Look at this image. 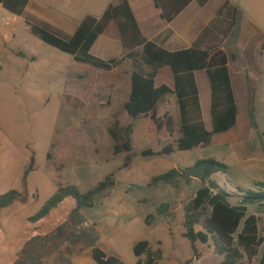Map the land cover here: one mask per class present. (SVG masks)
<instances>
[{"label":"rangeland","instance_id":"rangeland-1","mask_svg":"<svg viewBox=\"0 0 264 264\" xmlns=\"http://www.w3.org/2000/svg\"><path fill=\"white\" fill-rule=\"evenodd\" d=\"M32 1L26 16L38 22L43 21L35 15L42 11L69 17L76 23L88 15H99L94 1ZM229 1L239 12L237 25L248 22L259 37L264 36V0ZM14 18L0 8V196L22 190V178L33 156L35 167L28 180L30 201L17 203L1 214L0 264H96L92 258L95 247L120 257L126 264H137L133 250L143 240L155 249H163L161 264H185L191 259L192 264H219L221 258L212 245L198 243L200 257L196 258L191 243L183 237L184 205L202 187L201 182L180 189L165 185L149 188L148 184L172 169L187 168L211 157L234 164L228 173L214 176L223 189L229 193L240 186L246 191L255 190L241 172L243 160L235 161L233 150L225 147L142 157L145 150L175 144L180 136V114L175 108L178 120L174 134H169L161 145L157 133L151 134L152 121H144L143 136L135 132L133 137V165L125 169L126 155L115 154L109 129L116 121L124 126L131 121L123 104L109 95V87L116 83L127 85V67L104 72L77 63L72 56L26 31L24 17L22 32H14L17 25L9 20ZM262 47L256 54L258 62L263 56ZM97 57L107 60L111 56ZM260 73L256 78L253 119L246 114L245 105L239 106L241 117L251 121V129L261 132L246 154L249 158H264V74ZM251 76V80L255 78ZM109 175L115 176L117 185L110 196L98 197L94 208L71 219L76 201L70 198L48 218L39 223L30 221L60 187L76 186L86 193ZM163 203L172 204L173 218L158 216L157 208ZM250 213L261 218L264 237V208L252 206ZM150 215L156 218L149 226L146 219Z\"/></svg>","mask_w":264,"mask_h":264},{"label":"trees","instance_id":"trees-1","mask_svg":"<svg viewBox=\"0 0 264 264\" xmlns=\"http://www.w3.org/2000/svg\"><path fill=\"white\" fill-rule=\"evenodd\" d=\"M100 18L86 16L72 36L54 27L38 22L26 16L31 0H0V6L9 15L25 18L31 34L42 43L60 52L74 57L80 64L89 65L97 70L113 72L127 60L133 62L131 93L124 104V111L130 119V124L122 125L116 121L109 129V134L115 142V154H125L124 168L129 169L134 162V134L137 123L150 119L157 130L159 145L167 140L169 134H174L176 124L172 116L160 117L158 108L169 96L175 95L180 108V136L173 145H161L160 150L148 149L141 153L144 158L169 156L175 152H189L197 148H208L217 135L230 132L237 126L239 110L234 95L227 54L218 48L202 50L197 43L190 49L169 52L156 43L148 41L139 28L137 19L128 0H115ZM156 6L162 9V19L172 22L194 0H169L172 11L166 10V0H154ZM211 0H197L205 7ZM239 12L233 4L226 0L217 12L214 24L222 18L226 20L228 34L231 35L238 24ZM116 24L122 47L128 55L121 59L103 60L92 54V49L98 39L105 35L110 25ZM214 26V25H213ZM264 49V46H263ZM232 59H235L234 56ZM169 67L174 76V88L167 85L157 87L156 79L159 71ZM255 78L251 80L254 112V95L257 91V77L260 66L257 58L251 60ZM205 71L212 87L211 118L213 131H208L202 116L198 86L195 73ZM49 157H51L49 155ZM35 158H31L22 178V190H11L0 196V217L4 210L13 205L27 204L31 199L29 177L34 172ZM230 167L214 158L202 159L192 166L183 169H172L167 173L152 178L149 188L161 185L180 189L200 181L202 187L192 200L184 205V234L191 245L195 257L196 245H212L215 253L221 258L219 264H264V237L261 236V218L250 213V207L264 208V182H255V190L246 191L236 187V192H227L214 176L228 173ZM117 182L114 175H109L90 191L83 193L76 186L60 187L57 193L30 221L39 223L48 218L67 199L76 201V208L71 212V219L81 211L95 207L100 196H110ZM36 198L37 196H33ZM159 217L171 219L174 217L172 204L163 203L158 206ZM154 215L146 219L147 225H152ZM134 256L137 264H161L165 253L162 248H153L147 241H139L134 246ZM92 258L96 264H126L118 256L108 255L102 249H92ZM194 259L185 264H192Z\"/></svg>","mask_w":264,"mask_h":264},{"label":"crops","instance_id":"crops-1","mask_svg":"<svg viewBox=\"0 0 264 264\" xmlns=\"http://www.w3.org/2000/svg\"><path fill=\"white\" fill-rule=\"evenodd\" d=\"M89 1H94L93 4H95L96 9L99 7V15H95L96 18H100L111 4H117V1L115 0ZM128 1L137 19L141 33L148 41L156 43L158 46L169 52L190 49L195 43H197L202 50H214L218 48L227 54L230 59V75L239 110L238 122L237 126L230 132L217 135L211 146L205 149L212 147H225L233 150V159L235 161H240L241 159L243 160V164L241 165L240 169L242 174L247 178V184H253L254 186L255 182H264V158H249V156L246 155L250 152L249 149L254 146V138L258 137V135L260 136L261 132L251 129V121L249 118H242L239 109L240 103L245 105L247 108L245 111L246 114L250 113V119H253L255 110L253 112L251 108L253 98L251 86V75H253V68L251 67V60L256 58L257 52L262 46H264L262 45L264 42V36L259 37V35L255 33L254 28L248 22L244 21L241 22L239 26L237 25V28L234 29L231 35L228 34L226 20L224 18H222L217 24H214L217 12L223 6L226 0H222L219 3H215V0H211L205 7H201L197 0H194L170 23L162 19L163 11L156 6L154 0ZM32 3L33 1L31 0L26 14L30 12ZM0 8L2 7L0 6ZM43 8L45 9L46 7L43 6ZM172 8L171 2L166 0V10L171 12ZM35 16L39 17L43 23L54 27L68 36L74 35L80 25V23L74 22V19L71 20L69 17H63L56 13L53 15L49 13H43L42 11ZM9 20H11V23L17 25L14 27V32L16 30H22V25L20 24L22 21H24V18L17 19L16 17L14 20ZM26 31L30 32V27L28 25ZM128 53L129 52L126 51L121 45L120 33L116 24L114 23L110 25L105 35L98 39L92 49V54L96 57L111 56L107 60L116 58L121 59L126 57ZM116 54L118 57H112ZM233 56L236 59L235 61L232 59ZM258 63L260 66V71L264 74V49L263 56L260 58ZM132 64L133 62L131 60H127L123 67L115 70L118 72L127 67V71L129 72L124 73L126 75L128 74L127 85L116 83L114 86L109 87L111 90L109 95H112L113 98L116 97V100L120 101L123 106L131 93V79L133 72ZM195 78L199 91L202 116L205 121L206 128L208 131H213V123L211 118V82L205 71L196 72ZM164 84L174 88V76L172 70L169 67L161 69L156 79L157 87H160ZM175 108L178 109V114H180V108L177 103L176 96L171 95L162 104H160L158 108V114L160 117H164L168 114L169 116H172L175 121H177L178 117L176 119L174 116ZM147 120L149 121L150 119L142 120L143 123L140 125L141 128L137 126V135L143 136L144 131L142 127L145 124L144 121ZM156 133V126L153 123V130L151 134L155 135ZM199 149L204 148H197L189 152H194ZM207 158L209 159L211 157ZM224 163L227 164L230 169L231 166L234 165L233 163ZM234 184L240 185L241 182H234Z\"/></svg>","mask_w":264,"mask_h":264}]
</instances>
